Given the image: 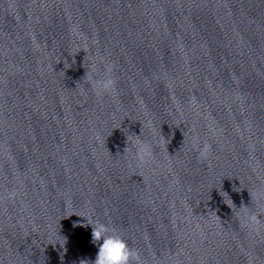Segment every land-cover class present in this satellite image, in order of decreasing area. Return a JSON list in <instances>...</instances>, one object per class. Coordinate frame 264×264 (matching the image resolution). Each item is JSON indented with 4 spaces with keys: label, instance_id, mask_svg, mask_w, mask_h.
<instances>
[{
    "label": "water",
    "instance_id": "obj_1",
    "mask_svg": "<svg viewBox=\"0 0 264 264\" xmlns=\"http://www.w3.org/2000/svg\"><path fill=\"white\" fill-rule=\"evenodd\" d=\"M248 211L264 222V44L102 0H0V264H90L86 218L144 264H264Z\"/></svg>",
    "mask_w": 264,
    "mask_h": 264
},
{
    "label": "clouds",
    "instance_id": "obj_2",
    "mask_svg": "<svg viewBox=\"0 0 264 264\" xmlns=\"http://www.w3.org/2000/svg\"><path fill=\"white\" fill-rule=\"evenodd\" d=\"M33 39L35 40V38ZM113 73L114 66L106 64L102 75L89 78L91 87L98 97L115 92L116 80ZM87 75L88 73H86ZM193 147L197 151L199 161H207L210 158L212 146L208 142H201L198 137H194ZM135 149L134 159L138 167L148 165L154 160V150L149 142L137 139ZM18 195L17 189L13 188L8 191L6 198L15 200ZM86 221L87 225L92 228V243L98 247L96 257L90 264H144L139 250L131 247L115 227L100 220L86 218ZM241 221L250 232H259L264 227V222L260 220L255 211L245 212ZM80 264H89V261L81 260Z\"/></svg>",
    "mask_w": 264,
    "mask_h": 264
}]
</instances>
